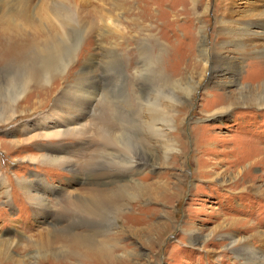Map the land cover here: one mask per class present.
I'll use <instances>...</instances> for the list:
<instances>
[{"label":"rangeland","instance_id":"374dc122","mask_svg":"<svg viewBox=\"0 0 264 264\" xmlns=\"http://www.w3.org/2000/svg\"><path fill=\"white\" fill-rule=\"evenodd\" d=\"M29 1L24 12L21 10V14H12L5 26L1 23L10 32L4 31L5 34L1 35L0 46L5 39L10 38V33L15 38L33 40L38 44L47 36L58 34V22L49 8L51 1ZM59 1L72 3L74 14L71 13V16L77 23L76 28L73 25L69 28L71 35L74 31L79 33L75 36L83 35L78 58L81 56L82 59L84 52L96 51L99 35L106 33V38L117 39L120 51L128 54L134 65L139 66L141 72L138 84L142 88V96L144 90L149 88V95H152L155 104L161 102L167 108L169 99L163 96L168 95L180 101L169 107L174 116L172 134L169 127H165L164 132V137L172 138L177 151L168 153L169 157L164 159V149H159L157 157L150 158L147 165L133 177L144 184L168 180L171 185L157 197L132 201L120 212V218L112 231L122 229V217L134 211L132 205H140V212L144 215L140 219L130 217V220L134 222L133 226L138 224L144 228L143 238L124 234L117 243L122 249L110 259L111 264H244L225 248L226 234H235L236 239H239L251 238L255 232L264 233V107H257L249 98L247 101L250 104L239 103L233 95L242 89L264 93V51L247 52L245 49L246 57L241 68L237 69L233 63H224L229 71L224 72L222 78L212 79L206 89L204 85L211 77L210 69L207 68L197 89L185 95L190 87L201 80L200 74L205 64V57L199 52L201 38L197 35L198 28L205 25L209 65L215 66L219 62L218 58L211 62L209 51L212 46L215 44L218 49L225 36L233 35L232 32L217 34L215 20V12L229 0ZM258 1L235 0L234 8L241 12L246 4ZM206 5L208 8L205 12ZM246 28L257 32L261 26ZM72 36L69 37L71 40L74 39ZM248 36L252 39H248V43L259 46V49L264 47L261 38L254 34ZM72 68L70 77L82 72L78 62ZM235 70L237 81L235 85L227 87L224 84L232 77L229 72ZM98 73L104 75L101 64ZM20 74L12 66L0 64V104L17 90ZM55 79L58 77L55 76ZM165 80H168L167 83ZM56 83L58 86L60 82ZM103 84L105 86V79L101 80L102 88ZM63 86L60 83L57 91L60 92ZM116 92V97L120 99L121 91ZM47 100L42 105L44 110L54 102L53 95ZM228 100L233 102L230 109L213 114ZM27 104V107H33V104ZM41 112L37 110L26 116L17 115L11 122L0 125V143L3 147L0 148V183L1 180L4 183L0 184V244L7 239L13 240L16 243V247L11 250L14 258L29 254L33 248L26 247L30 244L28 239H34L37 231L49 226V223H44L47 219L43 222L35 218L36 209L25 198L22 184L32 182L38 185L39 180H44L46 203L54 215L61 216L58 210L60 198L76 193L87 182L79 169L80 155L66 154L76 159L74 165L78 164L69 168L45 165L40 160L50 154L49 142L56 143V140L38 138V130L33 129L35 127L26 128V133L15 137V140L20 141L18 145L6 144L11 137L6 135L9 130L23 127ZM166 119L164 116V122L169 125ZM66 140L68 142H64V146L69 145V140ZM136 149V154L143 153L142 148ZM27 156H34L35 160L38 157V161L21 160ZM153 162L155 165L151 169L148 165ZM147 222L151 230L145 233ZM183 226L186 230H195L189 233L195 242H190L188 237H184L185 234H181ZM252 242L253 246L259 245L256 238ZM49 259L69 262L71 258ZM90 262L89 258H81L70 264ZM0 264L15 263L7 259L0 261Z\"/></svg>","mask_w":264,"mask_h":264},{"label":"bare ground","instance_id":"6f19581e","mask_svg":"<svg viewBox=\"0 0 264 264\" xmlns=\"http://www.w3.org/2000/svg\"><path fill=\"white\" fill-rule=\"evenodd\" d=\"M50 1V11L59 27L56 36H47L38 44L33 40L15 38L16 36L13 37L10 33V38L5 39L4 44L0 46V64L12 66L16 72L21 73L17 90L8 96L6 102L0 104V125L11 122L17 115L26 116L41 110L39 116L27 121L23 127L9 130L6 135L11 137L6 144L18 145L20 141L15 140V137L26 133L24 132L26 128L35 127L33 129L38 130V138L56 140V143L49 142L50 154L40 160L45 165L69 168L76 163V159L66 154L80 155L79 169L86 176L87 182L76 193L60 198L58 210L61 216L54 215L46 203L44 180H39L38 185L32 182L22 184L25 198L29 199L31 206L36 209L35 218H40L43 222L47 219L44 223H49V226L37 231L33 236L34 239H28L30 244L26 247L33 249L29 254L19 258H14L11 254L16 243L10 239L4 240L0 244V261L12 259L15 264H70L77 259L89 258L91 260L89 264H111L110 259L122 249L117 243L124 234L128 233L138 239L143 238L144 228L142 229L138 224L133 226L134 222L130 220V217L140 219L144 215L140 212V205H132L134 211L122 217V229L112 231L114 226L116 227L117 219L120 218V212L132 201L138 202L140 198L157 197L171 185L168 180L144 184L133 177L147 165L146 162L150 158L157 157L156 152L159 149H164V159L169 157L168 153L174 154L177 151L172 138L164 137V132L165 127H169V132H172L174 116L170 113V109L175 102L180 101L168 95L163 96L169 99L167 108L160 104L161 102L155 104L152 95H149V88L144 90L142 96L140 93L142 88L139 86L140 83L138 84L141 72L139 66L134 65L128 54L120 51L119 41L106 38V33L99 35L100 41L96 51L84 52L83 58L81 59V56L78 58L83 35L75 36L74 34L79 33L74 31L72 36L71 31L69 32V28L77 23L71 16V13L74 14L72 3ZM29 2V0H0V27L3 28H0V38L5 34L4 31L10 32L7 27H2L1 23L5 26L12 14H21V10L24 12ZM235 6V0H229L222 9L215 12L217 34L233 33L232 37L225 36L222 39L218 49L214 44L209 51L211 62L218 58L219 62L215 66L209 65L208 61L205 25L198 28L197 35L201 38L199 52L205 57V64L200 74L201 80L195 83L196 86L190 87L185 95L197 89L207 68L210 69L211 77L204 85L206 89L212 79L222 78L224 72L229 71L224 63H233L237 69L241 68L246 57L245 49L247 52L261 49L264 51V47L259 49V46L248 43V34H254L264 41V0L246 4L241 12L235 9ZM254 25L261 26V29L257 32L244 29L246 26ZM71 36L74 37V41L69 38ZM250 54L252 53L248 55ZM77 62L82 72L70 77L71 69ZM99 64L104 69L103 76L98 73ZM235 73L236 70L229 72V76L232 77L224 85L227 84V87L235 85L237 81ZM55 76L58 79H55ZM102 79H105L103 88L100 85ZM56 81L64 84L60 92L57 91L60 83L57 86ZM117 90L121 91L120 99L116 97ZM159 90L161 89L157 91ZM51 95L54 102L44 110L42 105ZM233 97L243 104L249 103L247 101L249 98L257 107H264V93L259 94L255 90H238ZM228 101L218 110L213 111V114H220L230 109L233 102ZM27 103L33 104V107H27ZM164 116L167 117L166 121L169 125L164 122ZM35 122L36 126H29ZM66 139L69 140V145L64 146ZM137 147L142 148L143 156L134 152ZM0 148H3L2 142ZM33 157L27 156L21 160L38 161V157L36 160ZM154 165L153 162L148 166L153 169ZM0 184L4 185L2 180ZM146 227L145 233L151 230L149 222ZM194 231V229L186 230L185 226L180 230L190 242H195L193 235L189 234ZM235 236L231 233L226 234L225 248L244 264H264V233L255 232L251 238L248 236L236 239ZM255 238L259 242L257 246H253L252 241ZM49 257L71 259L69 262L67 260L58 262L50 260ZM118 263L123 264V262Z\"/></svg>","mask_w":264,"mask_h":264}]
</instances>
